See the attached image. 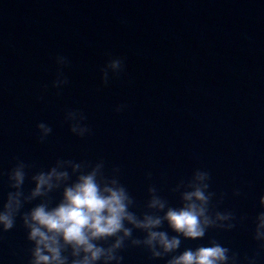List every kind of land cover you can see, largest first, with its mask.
Segmentation results:
<instances>
[{
  "label": "water",
  "instance_id": "obj_1",
  "mask_svg": "<svg viewBox=\"0 0 264 264\" xmlns=\"http://www.w3.org/2000/svg\"><path fill=\"white\" fill-rule=\"evenodd\" d=\"M57 55L70 61L60 90L52 87ZM110 57H122L125 67L105 86L100 69ZM119 104L127 107L116 112ZM67 109L84 112L90 135L69 131ZM41 121L53 129L44 143ZM17 158L31 171L57 158L102 159L108 174L118 166L137 212L149 184L178 206L175 184L208 170L210 190L227 194L214 199L216 208L248 219L183 240L178 251L214 238L250 255L264 194V0H0V170ZM33 186L26 179L25 191ZM234 188L243 195L233 196ZM10 190L0 177V203ZM26 232L18 216L0 237V264H28ZM122 255V264L167 259L138 247Z\"/></svg>",
  "mask_w": 264,
  "mask_h": 264
},
{
  "label": "clouds",
  "instance_id": "obj_2",
  "mask_svg": "<svg viewBox=\"0 0 264 264\" xmlns=\"http://www.w3.org/2000/svg\"><path fill=\"white\" fill-rule=\"evenodd\" d=\"M58 65L52 87L60 90L69 83L63 68L70 61L57 55ZM125 67L122 57H110L101 67V81L107 86L111 76H119ZM47 87V86H45ZM43 99V96L38 97ZM127 105L119 104L116 112ZM80 109H67L64 121L77 137L92 132ZM41 143L52 133L46 122L36 125ZM35 166L19 158L7 171L6 199L0 203V237L16 227L19 216L31 242L28 264H122V252L128 247L145 249L151 259H165V264H259L264 254V194L259 197L262 209L253 218L252 240L256 247L241 254L211 238L207 245L181 248L183 240H203L209 229L231 231L248 219L230 209L218 210L226 193L211 189V173L197 168L187 179H180L171 189L179 194V205L173 206L154 184L147 187L148 198L142 211L137 212L135 198L120 180V168L106 173L105 162L57 158L46 170L31 171ZM31 172V174H30ZM151 178V173H147ZM26 179L34 186L27 192ZM59 192V199L54 193ZM233 196L243 195L240 188ZM38 201L24 210L26 204ZM167 224V229L164 227ZM169 229L171 230L170 234ZM142 232V237L135 235Z\"/></svg>",
  "mask_w": 264,
  "mask_h": 264
}]
</instances>
